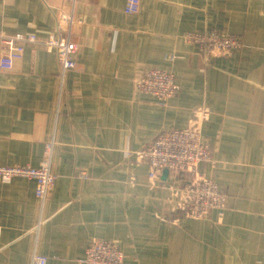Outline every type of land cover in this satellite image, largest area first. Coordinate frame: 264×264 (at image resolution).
Wrapping results in <instances>:
<instances>
[{
    "label": "crops",
    "instance_id": "obj_1",
    "mask_svg": "<svg viewBox=\"0 0 264 264\" xmlns=\"http://www.w3.org/2000/svg\"><path fill=\"white\" fill-rule=\"evenodd\" d=\"M126 2L77 0L72 37L83 49L62 77L42 41L64 0H0V164L39 166L57 123L63 143L43 205L29 179H0V264H34L35 253L81 264L96 239L119 245L125 264H264V0H141L138 13ZM213 30L243 46L211 59L185 37ZM3 32L40 41L3 68ZM150 68L178 77L166 104L137 88ZM203 110L210 159L197 171L227 200L197 219L186 215L194 173L164 169L152 181L140 153Z\"/></svg>",
    "mask_w": 264,
    "mask_h": 264
},
{
    "label": "built area",
    "instance_id": "obj_2",
    "mask_svg": "<svg viewBox=\"0 0 264 264\" xmlns=\"http://www.w3.org/2000/svg\"><path fill=\"white\" fill-rule=\"evenodd\" d=\"M66 6L60 8L56 20V29L42 41L46 49L57 55L60 64V75L65 76L77 66V56L82 52L83 45L72 37L76 22L75 8L77 0H64ZM69 5L70 7H68ZM141 0H127L125 11L138 13ZM69 8V9H68ZM8 53L2 59L3 68H11L13 62L21 59L26 43H36L40 39L36 34L17 33L14 35L1 33ZM186 40L209 58L225 57L240 49L243 41L237 35L229 32L192 31L185 35ZM165 57H169L165 55ZM171 59L173 56L170 57ZM137 88L144 93L155 95L159 101L166 104L180 88L175 72L150 68L137 79ZM209 119L208 111H201L192 125L186 128H169L157 135L155 140L141 153L150 164L149 178L156 181L164 169L189 170L194 173L191 184L190 206L186 210L188 217L202 219L226 206L227 195L220 185L209 178L201 177L197 171L200 162L210 159V149L201 140L200 123ZM63 143L61 141V126L54 127L52 138L42 143V163L37 166H21L15 164H0V179L10 184L16 176L29 179L33 183L36 196L44 204L47 196L59 177V166L62 158ZM86 178L87 172H81ZM1 234V226H0ZM28 253H21L25 259ZM53 259L49 255L35 253L34 264H49ZM81 264H125V254L114 242L106 239H96L91 242L86 256Z\"/></svg>",
    "mask_w": 264,
    "mask_h": 264
}]
</instances>
